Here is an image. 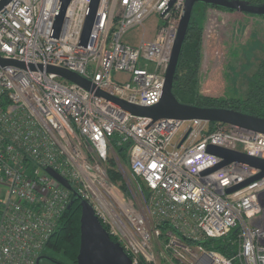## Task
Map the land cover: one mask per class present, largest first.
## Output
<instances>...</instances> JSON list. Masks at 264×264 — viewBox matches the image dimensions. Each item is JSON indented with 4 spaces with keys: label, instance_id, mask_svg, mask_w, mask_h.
<instances>
[{
    "label": "built area",
    "instance_id": "built-area-1",
    "mask_svg": "<svg viewBox=\"0 0 264 264\" xmlns=\"http://www.w3.org/2000/svg\"><path fill=\"white\" fill-rule=\"evenodd\" d=\"M169 1L101 0L87 48L78 45L91 0L71 1L58 39L50 35L60 0H13L0 10V56L25 64L0 67V264H37L69 209L73 193L48 169L92 206L133 264H264V178L226 194L259 171L231 163L200 174L222 161L208 144L264 159V134L199 119L146 129L151 119L47 72V64L64 68L121 100L157 104L185 7L177 0L162 16ZM152 15L160 23L148 36ZM139 27V43L125 42ZM117 147L127 149L131 183ZM233 231L229 257L202 245Z\"/></svg>",
    "mask_w": 264,
    "mask_h": 264
},
{
    "label": "water",
    "instance_id": "water-1",
    "mask_svg": "<svg viewBox=\"0 0 264 264\" xmlns=\"http://www.w3.org/2000/svg\"><path fill=\"white\" fill-rule=\"evenodd\" d=\"M12 1L13 0H1L0 10L4 9ZM71 1L72 0H60L50 35L51 38H59L64 25L65 14ZM176 1L177 0H170L167 3V8L161 15L163 16ZM100 2L101 0H91L78 46L87 48L88 43L91 40L92 29L98 20L97 12L100 7ZM198 3L206 8L215 7L244 15L264 17V4L252 3L246 0H185V7L167 68L163 90L160 101L157 104L151 105L150 107L139 106L121 100L99 89L97 85L86 80L78 73L64 68L47 64V72L71 81L72 83L88 90L94 94V96L96 95L134 116L151 119L152 122L146 127V129L153 123L166 119L183 121L199 119L209 123L225 124L264 134V118L231 109L208 108L183 104L180 103L174 95L173 89L176 72L180 64V58L184 50V43L193 19L194 9ZM7 65L25 67V64L22 62L7 60L0 56V67ZM30 68L35 69V66L30 65ZM206 152L221 158L222 161L200 172L201 176L221 169L231 163L245 164L259 171L258 174L233 187L225 189L226 194L236 192L257 180L264 178V159L250 156L241 151L231 150L212 144L207 145ZM48 172L61 185L73 193L74 197L69 205V209L72 207L75 200L80 201L82 211L80 224L81 238L77 264H133L131 257L126 253L121 244L112 240L110 234L100 222L92 206L77 194L70 182L52 169H48ZM43 259H47V257H39L37 264H40Z\"/></svg>",
    "mask_w": 264,
    "mask_h": 264
},
{
    "label": "rangeland",
    "instance_id": "rangeland-1",
    "mask_svg": "<svg viewBox=\"0 0 264 264\" xmlns=\"http://www.w3.org/2000/svg\"><path fill=\"white\" fill-rule=\"evenodd\" d=\"M195 15L201 24H205L202 76L200 93L212 96L244 97L247 91L248 76L255 70L257 63L264 57V17L244 15L241 13L226 14L218 10H207L196 4ZM205 15V16H204ZM160 23L157 15H152L145 26L148 36H153ZM143 28H133L125 36L124 41L137 45L142 38ZM114 79L124 78L123 75H113ZM127 157V156H126ZM114 167L113 160L110 161ZM123 175L130 181L128 165L121 161ZM117 173V172H116ZM120 182L124 186L122 175ZM128 191L127 187L124 188ZM134 195L142 199V193L132 186ZM132 191H128L129 194ZM47 259L40 264H71L62 254L51 250L44 253ZM52 257L57 261L53 262Z\"/></svg>",
    "mask_w": 264,
    "mask_h": 264
},
{
    "label": "trees",
    "instance_id": "trees-1",
    "mask_svg": "<svg viewBox=\"0 0 264 264\" xmlns=\"http://www.w3.org/2000/svg\"><path fill=\"white\" fill-rule=\"evenodd\" d=\"M252 3L264 4V0H246ZM207 10H218L226 14H235L233 11L223 10L215 7H204ZM195 9L193 19L189 27L188 35L184 43V50L180 58V64L176 72L173 93L180 103L208 108H225L250 115L264 118V57L257 63L255 70L248 76L247 91L244 97L237 96H212L200 93L202 76V59L205 24H201L196 18ZM205 16V15H204ZM247 16V15H246ZM250 16V15H249ZM220 124L210 123L211 129H216ZM117 154L121 160L126 162L127 149L117 147ZM110 177L117 182L121 179L120 174L110 171ZM143 190L147 189L142 185ZM74 197V196H73ZM81 206L80 201L75 200L72 207L63 215L57 232L50 239L44 253L47 250L55 254H62L71 264H77L80 251L81 238ZM112 240L118 242L115 237ZM208 250H215L227 257L236 252L237 231L224 238L210 239L202 242ZM52 260L57 261L54 257ZM146 264V263H142Z\"/></svg>",
    "mask_w": 264,
    "mask_h": 264
},
{
    "label": "flooded vegetation",
    "instance_id": "flooded-vegetation-1",
    "mask_svg": "<svg viewBox=\"0 0 264 264\" xmlns=\"http://www.w3.org/2000/svg\"><path fill=\"white\" fill-rule=\"evenodd\" d=\"M53 262H55L54 260H52ZM56 263V262H55Z\"/></svg>",
    "mask_w": 264,
    "mask_h": 264
},
{
    "label": "clouds",
    "instance_id": "clouds-1",
    "mask_svg": "<svg viewBox=\"0 0 264 264\" xmlns=\"http://www.w3.org/2000/svg\"><path fill=\"white\" fill-rule=\"evenodd\" d=\"M41 263V262H40Z\"/></svg>",
    "mask_w": 264,
    "mask_h": 264
}]
</instances>
